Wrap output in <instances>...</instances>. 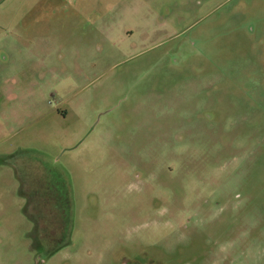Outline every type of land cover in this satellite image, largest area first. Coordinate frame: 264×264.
<instances>
[{
  "label": "rangeland",
  "instance_id": "rangeland-1",
  "mask_svg": "<svg viewBox=\"0 0 264 264\" xmlns=\"http://www.w3.org/2000/svg\"><path fill=\"white\" fill-rule=\"evenodd\" d=\"M0 264H264V0H0Z\"/></svg>",
  "mask_w": 264,
  "mask_h": 264
},
{
  "label": "crops",
  "instance_id": "crops-1",
  "mask_svg": "<svg viewBox=\"0 0 264 264\" xmlns=\"http://www.w3.org/2000/svg\"><path fill=\"white\" fill-rule=\"evenodd\" d=\"M42 171H45L44 168H42ZM39 168H36V172H42Z\"/></svg>",
  "mask_w": 264,
  "mask_h": 264
}]
</instances>
